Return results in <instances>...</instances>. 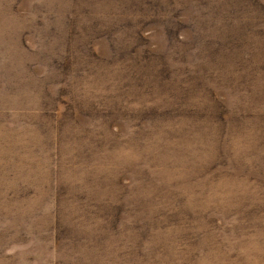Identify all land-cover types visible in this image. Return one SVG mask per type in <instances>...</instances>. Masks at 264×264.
<instances>
[{"label":"rangeland","instance_id":"1","mask_svg":"<svg viewBox=\"0 0 264 264\" xmlns=\"http://www.w3.org/2000/svg\"><path fill=\"white\" fill-rule=\"evenodd\" d=\"M184 1L0 0V264H264V8Z\"/></svg>","mask_w":264,"mask_h":264},{"label":"trees","instance_id":"2","mask_svg":"<svg viewBox=\"0 0 264 264\" xmlns=\"http://www.w3.org/2000/svg\"><path fill=\"white\" fill-rule=\"evenodd\" d=\"M239 3H243V0H236ZM258 3L262 4L260 7L264 8V0H256ZM184 0H179V2L177 3L179 6L183 7L184 5ZM190 3H192V5L194 6V15L193 19L196 20L201 17V18H205L207 16H210L213 12L214 9V0H202V1H198V0H191ZM203 40H205V37H203ZM183 42V41H182ZM186 43V42H183ZM220 47V44L217 43V45H215V48ZM194 48H196L197 50H202L205 51L206 50V45L205 43H199L197 44ZM219 52V49H215L214 54L217 55ZM208 55H206V58L208 59Z\"/></svg>","mask_w":264,"mask_h":264}]
</instances>
